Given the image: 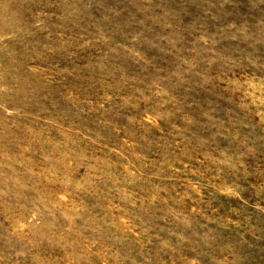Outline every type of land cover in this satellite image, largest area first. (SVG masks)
<instances>
[{
    "label": "rangeland",
    "instance_id": "374dc122",
    "mask_svg": "<svg viewBox=\"0 0 264 264\" xmlns=\"http://www.w3.org/2000/svg\"><path fill=\"white\" fill-rule=\"evenodd\" d=\"M0 264H264V0H0Z\"/></svg>",
    "mask_w": 264,
    "mask_h": 264
}]
</instances>
